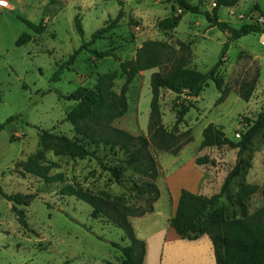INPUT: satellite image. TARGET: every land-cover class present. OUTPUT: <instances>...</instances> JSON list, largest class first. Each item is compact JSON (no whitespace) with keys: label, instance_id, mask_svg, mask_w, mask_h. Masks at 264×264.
<instances>
[{"label":"rangeland","instance_id":"1","mask_svg":"<svg viewBox=\"0 0 264 264\" xmlns=\"http://www.w3.org/2000/svg\"><path fill=\"white\" fill-rule=\"evenodd\" d=\"M3 1L7 2V7H0V124L9 117L16 119L0 130V188L8 195L21 194L19 204L14 205L22 211L27 227L18 223L11 210L13 202L0 195V264H118L123 256L111 243L128 246L130 241L124 232L105 218H92V208L87 203L62 195L60 189L73 185L109 201L120 200L126 205L139 206L144 201L134 199L128 188L141 184L145 178L120 163L125 158L122 152L103 145L88 146L95 157H71L54 145L42 146L38 131L74 138L73 127L65 117L77 102L61 96L80 88L91 89L98 74L115 70L118 76L113 89L119 92L125 77L119 71V61L111 56L95 57L83 49L72 64L68 60L83 43L91 40L94 32L110 25L120 11L122 15L116 26L98 35L89 49L111 50L123 61L134 58L143 42L158 40L169 44L171 62L184 58L186 67L206 72L218 61L228 35L211 27L204 16L192 13L184 14L173 30L162 31L158 21L179 13L176 6L166 0ZM189 1L201 10L211 11L214 7V0ZM263 13L264 0H239L233 7L220 8L218 19L238 28L250 16ZM239 14L244 15V22L239 20ZM76 16L82 35L76 30ZM22 20L36 25L42 23L45 30L36 34ZM22 34H29L31 40L16 46ZM158 71L160 68H153L135 76L126 91L128 110L113 121L114 127L133 135H147L149 79ZM217 75L224 80L225 100L216 104L220 93L214 82L208 81L178 125L179 131L190 129L192 142L185 144L176 155L149 147L158 167L155 183L160 196L151 214L141 220L128 218L131 225L144 234L170 226L169 220L177 204L169 190L168 178L179 170L174 179L176 184L197 182V187H192L195 193L211 196L219 192L236 163L244 160L250 166L243 165L241 174L231 183L234 203L223 196L213 208L224 207L225 217L230 219L248 216L264 207V130L255 135L249 149L241 154L226 146L200 147L202 130L208 124H214L228 138L238 141L263 108L264 34L251 33L230 42ZM252 80L254 88L249 101L245 102L239 97V87L242 82ZM185 99L184 94L161 91V121L166 128H172L177 111L186 104ZM39 150L44 151L47 161L59 164L60 167L50 173L61 172L63 182L47 184L34 175L22 173L23 162ZM202 156H207L209 162L196 165L195 159ZM117 165L123 166L120 183L106 169ZM244 184L253 186L254 190L242 207L236 195ZM203 237L212 244L207 234L184 240ZM212 250L214 264H217L213 246ZM186 251L191 253L192 249Z\"/></svg>","mask_w":264,"mask_h":264},{"label":"trees","instance_id":"2","mask_svg":"<svg viewBox=\"0 0 264 264\" xmlns=\"http://www.w3.org/2000/svg\"><path fill=\"white\" fill-rule=\"evenodd\" d=\"M176 6L179 13L165 17L158 21V28L162 31H170L176 28L186 13L198 14L205 17L211 27H217L228 35V42L223 44L218 61L206 72L186 67V60L180 58L170 61V46L166 42L147 40L136 50L134 58L120 60L111 50L97 51L89 49L98 35L115 27L121 17V11L116 19L105 28L93 33L91 40L83 43L69 58L72 64L77 54L83 49L91 52L95 57L111 56L119 61V71L124 75L125 81L119 92H116L114 82L118 71L98 74L93 88H80L67 96H61L66 100L76 101V106L70 110L65 120L70 123L75 133L74 138L65 135H56L45 130L38 131L39 142L42 146L54 145L62 149L71 157L85 158L95 157L94 151L88 146L98 147L103 145L109 150L122 152L125 158L120 161L130 167L134 172L142 175L145 180L141 184H133L128 192L134 199L144 201L143 205H126L122 201H109L100 195H95L81 190L73 185H64L60 193L73 196L87 203L91 208V217L105 218L116 227L121 229L130 241L128 246H122L112 242L111 246L121 252L123 260L118 264H143L145 244L135 236L129 217H142L153 212V204L159 199L160 190L155 183L158 177V167L155 159L149 152L153 146L164 152L176 155L182 147L192 142L193 137L190 129L179 131L178 125L184 116L193 107V99L197 98L208 81H213L220 93L216 104L225 100L226 90L224 80L217 75V68L221 65L225 52L230 42L251 33L264 34V23L248 22L238 28H234L218 19L220 8L235 6L239 0H214L215 6L211 11L201 10L198 5L189 0H166ZM264 15V13L262 14ZM34 33L40 34L45 26L22 20ZM77 32L82 35L79 18L75 17ZM31 40L29 34H22L15 42L21 46ZM169 64V66H166ZM160 68L161 71L150 75L149 85L151 99L149 103V115L147 122V135H133L126 130L114 127L113 121L122 117L128 110L126 91L128 85L135 76L145 70ZM59 70H62L60 68ZM59 74V73H58ZM58 74L56 77H58ZM255 81L242 82L239 87V97L245 102L249 101ZM167 90L175 94H184L186 104H182L176 113V119L172 128H166L161 121L159 106L160 93ZM2 95L0 92V102ZM16 117H9L5 123L0 124V130L6 123L12 122ZM264 130V106L256 118L238 141L228 138L221 128L214 124H208L202 130L201 148L223 147L237 149L238 153L249 149L252 140L257 133ZM11 141H14L11 138ZM209 162L207 156L195 159L196 165ZM250 166L244 160H240L227 173L218 193L211 196L193 193L187 189H181L174 216L169 220L170 226L183 239H195L199 235L207 234L212 242L217 264H264V207L253 214L240 218L225 217L224 207L213 206L221 197L234 203L235 196L231 193V183L242 172V166ZM60 166L56 162L47 161L44 151L39 150L27 157L22 164V173L31 174L40 178L44 183L51 184L63 182V174L56 172L51 174L52 169ZM122 165L106 168L117 183L122 177ZM251 185H242L236 199L238 204L244 207L245 199L253 192ZM0 195L8 202H13L12 212L16 215L18 223L26 228L22 211L14 204H19L21 194L8 195L0 188Z\"/></svg>","mask_w":264,"mask_h":264},{"label":"crops","instance_id":"3","mask_svg":"<svg viewBox=\"0 0 264 264\" xmlns=\"http://www.w3.org/2000/svg\"><path fill=\"white\" fill-rule=\"evenodd\" d=\"M180 171L181 170L177 171L168 178L169 190L175 204L178 202L182 187H188L187 189L193 193H195V190L192 189V187H197V182H195V184L192 182L190 184L181 182V184H176L174 179H176ZM173 184L175 185L174 190ZM149 214L142 217H133L132 219L141 220ZM134 229L137 238L142 240L145 244L143 264H168L169 261L175 262L174 264H214L213 245L206 237L194 241L184 240L181 239L171 226L163 227L145 234L136 227H134ZM188 248L192 249L191 253L186 251Z\"/></svg>","mask_w":264,"mask_h":264},{"label":"built area","instance_id":"4","mask_svg":"<svg viewBox=\"0 0 264 264\" xmlns=\"http://www.w3.org/2000/svg\"><path fill=\"white\" fill-rule=\"evenodd\" d=\"M213 6H215L214 3H213ZM0 7L6 8V7H7V2H5V1H3V0H0ZM238 18H239V20H241V21H243V22H244V20H245V17H244L243 14H239V15H238ZM248 22H249V23H250V22H258V23L262 24V23H264V15H262V14H258V16H254V17L250 16V17L248 18V20L246 21V23H248Z\"/></svg>","mask_w":264,"mask_h":264}]
</instances>
